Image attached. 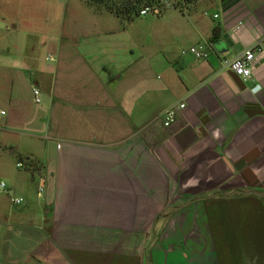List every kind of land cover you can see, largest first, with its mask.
I'll list each match as a JSON object with an SVG mask.
<instances>
[{
	"label": "crops",
	"instance_id": "0c3cea01",
	"mask_svg": "<svg viewBox=\"0 0 264 264\" xmlns=\"http://www.w3.org/2000/svg\"><path fill=\"white\" fill-rule=\"evenodd\" d=\"M187 7L169 42L60 38L50 74L8 77L0 264H264V52L248 80L225 64L264 42V0Z\"/></svg>",
	"mask_w": 264,
	"mask_h": 264
},
{
	"label": "rangeland",
	"instance_id": "374dc122",
	"mask_svg": "<svg viewBox=\"0 0 264 264\" xmlns=\"http://www.w3.org/2000/svg\"><path fill=\"white\" fill-rule=\"evenodd\" d=\"M160 4L154 6L156 13L118 20L113 14L95 11L85 0H0V109L8 77L24 64L30 65L32 74L52 72L56 53L50 42L60 38L63 42H169L163 30L168 31L170 14L178 16L189 3L167 0ZM100 49L104 48L96 49L94 57L99 63L111 56ZM40 91L43 99L46 93ZM35 229L40 231L38 223Z\"/></svg>",
	"mask_w": 264,
	"mask_h": 264
},
{
	"label": "built area",
	"instance_id": "2783aa9c",
	"mask_svg": "<svg viewBox=\"0 0 264 264\" xmlns=\"http://www.w3.org/2000/svg\"><path fill=\"white\" fill-rule=\"evenodd\" d=\"M148 13H156V9L152 7H144L140 10V16L146 15ZM214 17H218V14L215 13ZM242 21H239L237 28L241 26ZM208 45L203 43H195L181 49V54H191L197 59H207L209 55ZM256 52H264V42L259 41L247 48L246 50L240 52L235 57L230 60L225 61V64L238 76L244 80H248L252 76L253 64L255 59ZM52 57L48 56V60H51ZM256 87V86H255ZM32 97L35 103H40L42 101L41 91L39 87H32ZM183 103L178 104L177 108H182ZM1 113H4L2 110ZM175 117V108L168 107L163 111V124L168 126ZM59 146V144L57 145ZM18 166L22 165L21 162L17 163ZM8 188V184L4 180H0V194L4 193ZM42 190V186L39 187V192ZM11 201L13 204L18 205L22 203L23 198L20 196L12 195Z\"/></svg>",
	"mask_w": 264,
	"mask_h": 264
},
{
	"label": "trees",
	"instance_id": "16d2710c",
	"mask_svg": "<svg viewBox=\"0 0 264 264\" xmlns=\"http://www.w3.org/2000/svg\"><path fill=\"white\" fill-rule=\"evenodd\" d=\"M86 4L95 9V11H105L113 14L119 20H132L140 16V10L146 6L154 8L166 3L163 0H85ZM184 4L191 3L194 0H178Z\"/></svg>",
	"mask_w": 264,
	"mask_h": 264
},
{
	"label": "water",
	"instance_id": "95a60500",
	"mask_svg": "<svg viewBox=\"0 0 264 264\" xmlns=\"http://www.w3.org/2000/svg\"><path fill=\"white\" fill-rule=\"evenodd\" d=\"M260 193H262V192H260Z\"/></svg>",
	"mask_w": 264,
	"mask_h": 264
}]
</instances>
